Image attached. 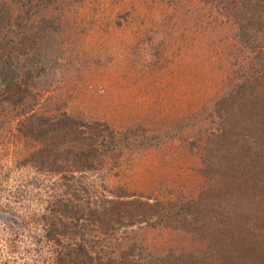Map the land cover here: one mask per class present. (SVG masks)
<instances>
[{"label": "rangeland", "instance_id": "rangeland-1", "mask_svg": "<svg viewBox=\"0 0 264 264\" xmlns=\"http://www.w3.org/2000/svg\"><path fill=\"white\" fill-rule=\"evenodd\" d=\"M38 4L59 32L32 112L103 122L115 137L101 167L81 179L93 196L120 189L149 202L199 201L217 177L215 169L203 168L204 162L213 167L218 152L209 140L226 126L218 102L241 82L251 56L219 0ZM19 120L0 107V264H49L40 218L57 178L22 166L34 144L19 135ZM187 228L121 230L106 253L117 254L121 243L153 256L190 252L201 240Z\"/></svg>", "mask_w": 264, "mask_h": 264}, {"label": "trees", "instance_id": "trees-1", "mask_svg": "<svg viewBox=\"0 0 264 264\" xmlns=\"http://www.w3.org/2000/svg\"><path fill=\"white\" fill-rule=\"evenodd\" d=\"M38 2L0 0V107L17 113L19 135L34 144L22 166L57 178L40 218L49 264H264V0H219L251 56L241 82L218 102L226 126L209 140L218 152L213 167L203 168L217 177L197 202H149L120 189L98 198L81 181L101 167L115 137L103 122L32 112L59 32ZM139 225H185L201 247L163 257L121 243L106 253L118 231Z\"/></svg>", "mask_w": 264, "mask_h": 264}]
</instances>
